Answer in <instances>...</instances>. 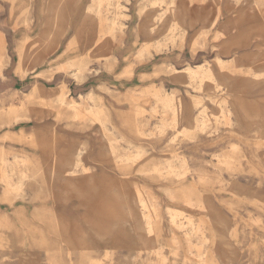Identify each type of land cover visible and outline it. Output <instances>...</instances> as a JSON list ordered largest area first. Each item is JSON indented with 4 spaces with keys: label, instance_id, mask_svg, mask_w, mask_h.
<instances>
[{
    "label": "rangeland",
    "instance_id": "rangeland-1",
    "mask_svg": "<svg viewBox=\"0 0 264 264\" xmlns=\"http://www.w3.org/2000/svg\"><path fill=\"white\" fill-rule=\"evenodd\" d=\"M263 54L261 0H0V264H264Z\"/></svg>",
    "mask_w": 264,
    "mask_h": 264
},
{
    "label": "bare ground",
    "instance_id": "bare-ground-1",
    "mask_svg": "<svg viewBox=\"0 0 264 264\" xmlns=\"http://www.w3.org/2000/svg\"><path fill=\"white\" fill-rule=\"evenodd\" d=\"M261 3L262 5L264 6V0H261ZM257 5V4H255ZM254 5V6H255ZM125 8V7H124ZM121 16V14H119ZM124 14H122L123 16ZM127 16V15H125ZM120 25V24H118ZM114 25H112L111 27L113 28ZM120 27V26H118ZM100 43H103V37L100 38L97 42H96V45L98 46ZM101 47V45H100ZM99 47V48H100ZM105 48V47H104ZM109 49V48H108ZM102 50V48H101ZM255 57V56H254ZM262 60H264V54L262 55ZM217 62L218 63H222L223 62V59L221 58H217ZM80 65H78L79 67ZM203 64H197L195 67H191V66H187L186 68L184 69H175V75L177 76H180V77H185L186 75H188L191 79H194V78H200L201 80H203L204 82H213L212 80V76L214 75V71L212 70L211 66H208V67H205L203 68ZM185 79V78H183ZM260 79H264V72L262 73H259V74H252L248 77V81L247 83L249 84H254L256 83L257 81H259ZM246 91V90H245ZM65 93V92H64ZM64 93H59V94H56V99L59 100V102L63 103L64 102ZM89 97V96H88ZM243 99H249L247 93H245V95L243 94ZM247 97V98H246ZM163 100V99H162ZM171 100L172 98L171 97H168V98H165L163 101H162V105L165 107V108H168V109H171L173 110L174 112L177 110V107L176 106H173L172 103H171ZM250 100V99H249ZM246 103V101H245ZM247 104V103H246ZM249 104V103H248ZM251 104H257L255 101H252ZM264 104V102H263ZM69 107L73 110H75L77 107L75 105V102L73 103H68ZM90 113H92V115L94 116L95 119H97L101 125L103 124V126L105 127V124L99 119V116H98V111L97 109L96 110H90V109H87ZM175 115V119H174V122L177 123V117H176V113H174ZM192 128V125H189L185 132L186 131H189L190 129ZM39 134V133H38ZM40 136V135H39ZM41 137V136H40ZM80 152L77 153V155L79 156ZM81 155V154H80ZM52 178H50V181H51ZM19 186V185H18ZM19 187H17L18 189ZM52 188H53V194H52V197L55 198L58 194V192H60L61 189L64 188V186H57L55 184H52ZM156 189V188H155ZM62 191V190H61ZM61 195H63V193H61ZM149 192L147 191H144V190H141V189H134L133 191H131V194H130V197L132 198L133 202H134V205L135 206H140L139 208V213H138V226H137V231L139 230V224L141 222H146L147 226H148V233L150 235L153 234V225L157 222L156 220V215L153 211L150 210V207H151V204L149 202ZM187 202V201H186ZM185 202V203H186ZM95 203V202H94ZM187 204V203H186ZM188 205V204H187ZM57 214H60V213H57L56 210L54 213L51 214L52 218H58L57 217ZM167 214H168V217L170 219V223H171V226L176 229V228H179L181 223H179L178 221V216L181 215V211L178 210V209H175V208H172V207H167ZM63 215V214H62ZM64 217L67 218V216L63 215ZM95 216L98 218V221L99 222H102V221H107L108 223L112 224V223H115L116 225V228H119L120 227V218L119 217H116L114 219V221L110 220L109 218H105L104 216L98 214V213H95ZM68 219V218H67ZM163 223V222H162ZM56 224L54 223V227H57L55 226ZM170 230V229H169ZM155 234V233H154ZM23 262V261H22ZM26 262V261H25ZM201 262V261H200ZM199 262V263H200ZM24 264V263H23Z\"/></svg>",
    "mask_w": 264,
    "mask_h": 264
},
{
    "label": "crops",
    "instance_id": "crops-1",
    "mask_svg": "<svg viewBox=\"0 0 264 264\" xmlns=\"http://www.w3.org/2000/svg\"><path fill=\"white\" fill-rule=\"evenodd\" d=\"M186 68V67H185ZM174 70L176 69V68H173ZM184 69V68H183Z\"/></svg>",
    "mask_w": 264,
    "mask_h": 264
}]
</instances>
